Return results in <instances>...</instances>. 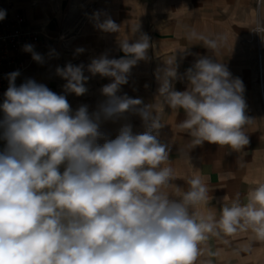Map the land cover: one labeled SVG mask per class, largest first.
<instances>
[{
  "label": "clouds",
  "instance_id": "9594fccd",
  "mask_svg": "<svg viewBox=\"0 0 264 264\" xmlns=\"http://www.w3.org/2000/svg\"><path fill=\"white\" fill-rule=\"evenodd\" d=\"M5 15L0 10V20ZM97 26L120 32L110 17ZM187 38L202 41L212 53L222 39L196 31ZM119 46L123 57L101 55L87 66L93 75L112 80L101 89L105 102L91 115L86 105L73 112L66 95L33 79L17 86L19 71L8 74L0 104V140L5 142L0 264H194L210 234L251 231L264 241V182L248 191L246 202L237 194L230 205H222L218 220L193 210L208 200L201 176L187 181L189 189L179 199L163 191L175 179L174 169L162 166L170 152L158 138L164 124L153 116L152 105L118 95L131 69L148 59L150 37L140 34L132 43L122 39ZM24 51L43 62L32 45ZM56 71L67 81L66 92L86 93L83 65L69 63ZM177 78L175 59H170L158 76V93L172 111L184 112L178 127L190 135L192 147L208 142L239 152L249 144L245 129L252 119L246 115L245 86L224 63L199 57L184 74V91L174 89ZM127 113L139 115L146 131L135 134L124 124L114 139L101 131L102 121Z\"/></svg>",
  "mask_w": 264,
  "mask_h": 264
},
{
  "label": "crops",
  "instance_id": "0c3cea01",
  "mask_svg": "<svg viewBox=\"0 0 264 264\" xmlns=\"http://www.w3.org/2000/svg\"><path fill=\"white\" fill-rule=\"evenodd\" d=\"M248 3L250 0H13V8L32 29L40 32L34 51L43 57L42 63L33 60L32 54L25 59L27 71L22 83L33 79L44 84L56 94L66 95L73 112L86 105L91 115L105 102L101 89L112 80L93 75L87 66L101 55L109 59L123 57L120 40L132 43L140 34H147L151 41L148 59L131 69L128 83L121 86L118 95L140 98L145 105H152L153 116L158 114L164 124L158 130V138L169 146L170 152L169 160L162 166H171L175 179L163 191L179 199L189 189L187 181L201 176L208 188V200L193 210L218 220L222 205H230L237 194L246 202L248 191L264 182V111L254 65L243 59L253 52L249 41L251 15L243 16L242 22L235 24L236 8L240 10L241 4L245 11ZM97 13L98 19L94 15ZM109 17L120 25V32L108 33L98 28V22ZM138 26L139 31L134 33ZM192 31L222 38L219 49L212 53L202 41L188 39ZM79 48L84 51L77 52ZM201 56H212L224 63L245 86L246 115L252 122L245 129L249 144L239 152L208 142L192 147L190 135L178 127L185 119L184 112L172 111L159 96L158 76L170 59H175L178 72V78L172 82L174 89L184 91V74ZM69 63L84 66L88 80L83 95L66 92L67 81L57 74L58 67ZM261 91L264 96V89ZM124 124H130L135 134L146 131V125L134 113L115 121H102L100 127L114 139ZM4 146L5 142L0 140V151ZM199 247L200 255L194 264H264V241L254 239L251 231L210 234Z\"/></svg>",
  "mask_w": 264,
  "mask_h": 264
},
{
  "label": "built area",
  "instance_id": "2783aa9c",
  "mask_svg": "<svg viewBox=\"0 0 264 264\" xmlns=\"http://www.w3.org/2000/svg\"><path fill=\"white\" fill-rule=\"evenodd\" d=\"M0 10L6 13L5 18L0 20V104H2L4 93L9 87L8 74L19 71L20 75L17 76L15 84L17 86L22 84L27 71L25 59L32 54L24 51V46L30 44L34 48L40 32L32 29L22 14L13 8V0H0ZM254 31L261 35L264 28L258 23Z\"/></svg>",
  "mask_w": 264,
  "mask_h": 264
},
{
  "label": "rangeland",
  "instance_id": "374dc122",
  "mask_svg": "<svg viewBox=\"0 0 264 264\" xmlns=\"http://www.w3.org/2000/svg\"><path fill=\"white\" fill-rule=\"evenodd\" d=\"M240 10L236 8L235 10V24H239L242 22L243 16L251 15V25L249 28V41L252 45L253 52L243 57L250 63L254 65V75L257 82V92L258 97L262 105V109L264 111V96L262 99V95L260 91V74H259V67H260V59L259 54L261 55V65L263 68V75H264V33L258 35L254 31V27L256 24L260 23L264 28V0H250V3L246 4L245 11L242 6L239 5ZM237 7V4H236ZM263 94V93H262Z\"/></svg>",
  "mask_w": 264,
  "mask_h": 264
},
{
  "label": "bare ground",
  "instance_id": "6f19581e",
  "mask_svg": "<svg viewBox=\"0 0 264 264\" xmlns=\"http://www.w3.org/2000/svg\"><path fill=\"white\" fill-rule=\"evenodd\" d=\"M260 59V67H259V74H260V87L261 89H264V75H263V68H262V63H261V55H259Z\"/></svg>",
  "mask_w": 264,
  "mask_h": 264
},
{
  "label": "water",
  "instance_id": "95a60500",
  "mask_svg": "<svg viewBox=\"0 0 264 264\" xmlns=\"http://www.w3.org/2000/svg\"><path fill=\"white\" fill-rule=\"evenodd\" d=\"M260 91H261V88H260ZM261 95H262V99H263V94H262V92H261ZM263 104H264V102H263Z\"/></svg>",
  "mask_w": 264,
  "mask_h": 264
}]
</instances>
